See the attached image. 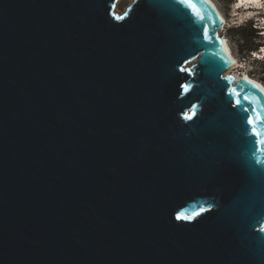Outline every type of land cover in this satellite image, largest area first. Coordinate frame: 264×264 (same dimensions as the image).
Listing matches in <instances>:
<instances>
[{"label": "water", "instance_id": "95a60500", "mask_svg": "<svg viewBox=\"0 0 264 264\" xmlns=\"http://www.w3.org/2000/svg\"><path fill=\"white\" fill-rule=\"evenodd\" d=\"M220 30L207 0H0V264H264V92Z\"/></svg>", "mask_w": 264, "mask_h": 264}, {"label": "rangeland", "instance_id": "374dc122", "mask_svg": "<svg viewBox=\"0 0 264 264\" xmlns=\"http://www.w3.org/2000/svg\"><path fill=\"white\" fill-rule=\"evenodd\" d=\"M215 5L217 6L218 9H220V13L223 14V16L226 18L227 22L225 25V29L221 32L223 37H226V40L229 43V48L231 47V52L235 56L237 60L241 62V64H237L236 68L234 69V73L244 75L247 74L250 77L254 78L262 86H264V70H263V65H264V54L263 51L260 53L261 59H254V58H248L246 51H239L238 46L239 43L237 42L236 38L234 37L233 30L237 27H241L245 24H249L252 26L253 29H255V25H258V21H263L264 19V9L260 12L257 13H252L253 15L256 14V16H253L251 18L250 12L246 9L248 8H241L238 12L235 10V0H233L231 3L228 0H212ZM264 25L261 24L258 26L259 33L263 32ZM251 30L248 29L247 31V39H248V45H251L252 43H256L258 45V50L260 48H263L264 50V34H259L260 38L256 41V39L251 38ZM257 50V51H258Z\"/></svg>", "mask_w": 264, "mask_h": 264}, {"label": "bare ground", "instance_id": "6f19581e", "mask_svg": "<svg viewBox=\"0 0 264 264\" xmlns=\"http://www.w3.org/2000/svg\"><path fill=\"white\" fill-rule=\"evenodd\" d=\"M242 2H241V4H239V6L237 7V8H235L236 10V12H238L241 8H244V2L245 1H247V2H249V1H255V0H241ZM263 1V4H264V0H262ZM208 2L210 3V4H213L212 6H213V8L218 12V16L220 17V20H221V30L219 31V33H218V35H219V38H222V45H221V50L223 51V53H225L231 60H232V62H233V65H232V67H231V69L229 70V72H228V74L229 75H234V77L236 78V80H241V79H244V80H246V81H248V80H250V81H252L254 84H257V85H259L260 87H262V88H264L263 86H261L260 85V82H258L257 80H255L254 78H252V77H250L249 75L248 76H245V77H243V75H238L237 73H234L233 71H234V69L236 68V66H237V64H238V60L235 58V56L233 55V53L231 52V50H230V48H229V43H228V41L226 40V37H223V35H222V31L225 29L224 28V26H225V24H226V22H227V20H226V18L223 16V14L222 13H220L221 11L217 8V6L215 5V3L212 1V0H208ZM245 9V8H244ZM264 9V7L262 8V9H259V8H248V9H246V10H248L251 14H250V16H251V18L253 17V16H256V14L255 15H253L254 13H257V12H260V11H262ZM253 13V14H252ZM254 18V17H253ZM263 25H264V19H263ZM263 29V31H264V28H262ZM264 47V46H263ZM263 51V53H261ZM260 53L261 54H264V50H262ZM259 53V54H260ZM264 56V55H263ZM264 58V57H263ZM258 59H261V57H259ZM237 60V61H236ZM245 75H247V74H245Z\"/></svg>", "mask_w": 264, "mask_h": 264}, {"label": "trees", "instance_id": "16d2710c", "mask_svg": "<svg viewBox=\"0 0 264 264\" xmlns=\"http://www.w3.org/2000/svg\"><path fill=\"white\" fill-rule=\"evenodd\" d=\"M230 3L233 0H228ZM258 25H255V29L252 28L251 25L245 24L241 27H237L233 30L234 37L236 38L237 42L239 43L238 49L239 51H246L245 54H247L248 58L251 57L252 52H256L258 50V45L256 43H252L251 45H248V39H247V31L248 29L251 30V38L258 40L260 38L259 31H257L258 26H260L259 22ZM264 70V65H263Z\"/></svg>", "mask_w": 264, "mask_h": 264}, {"label": "snow or ice", "instance_id": "6c2138e0", "mask_svg": "<svg viewBox=\"0 0 264 264\" xmlns=\"http://www.w3.org/2000/svg\"><path fill=\"white\" fill-rule=\"evenodd\" d=\"M180 2H181V3H189V0H180ZM247 82H248L249 84H252V86H253L254 88H259V85L254 84L252 81L248 80ZM260 91L264 92V88L260 89ZM237 95H238V94H237ZM245 99H247V97H245ZM238 102H239V101H237V103H238ZM185 118H186V119H191L192 117H191V116H186ZM249 123L251 124V123H253V121H252L251 119H249ZM257 135H259V134H257ZM262 143H264V141H262ZM262 230H264V229H262Z\"/></svg>", "mask_w": 264, "mask_h": 264}, {"label": "built area", "instance_id": "2783aa9c", "mask_svg": "<svg viewBox=\"0 0 264 264\" xmlns=\"http://www.w3.org/2000/svg\"><path fill=\"white\" fill-rule=\"evenodd\" d=\"M258 22H259V24L262 23V21H258ZM262 50H263V48H260L258 51H256V52H252V53H251V57L254 58V59H255V58H259V57H260V54H259V53H260ZM252 55H253V56H252ZM251 57H250V58H251ZM238 75H240V74H238ZM243 77H245V74L243 75ZM261 82H262V81H261Z\"/></svg>", "mask_w": 264, "mask_h": 264}]
</instances>
